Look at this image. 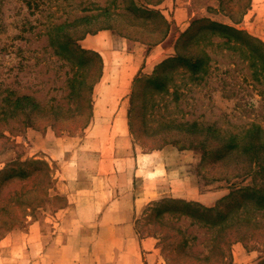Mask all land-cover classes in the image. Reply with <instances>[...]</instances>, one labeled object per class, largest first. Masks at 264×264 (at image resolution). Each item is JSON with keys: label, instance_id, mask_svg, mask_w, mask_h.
Instances as JSON below:
<instances>
[{"label": "rangeland", "instance_id": "rangeland-1", "mask_svg": "<svg viewBox=\"0 0 264 264\" xmlns=\"http://www.w3.org/2000/svg\"><path fill=\"white\" fill-rule=\"evenodd\" d=\"M191 1L195 5V11H198L201 5L209 4L212 9L207 17L245 29L264 40V33H259L256 29L260 20H257L258 13L253 12V0L238 23H235L225 10L229 4L233 5L235 0H224V5L219 0ZM89 3L90 0H0V101L7 94L6 89H14L19 93H35L39 99L46 98V100L56 93L60 95L61 91L54 89L46 95L50 85L59 87V84L42 83L47 77L53 78L59 64L58 57L52 53V48L46 47L48 37L45 29L48 30L49 26L56 22L72 20L82 12V7ZM174 14L175 10L172 16ZM186 15L184 13V17ZM204 15L205 12L200 9L193 19H184L182 25H187L190 20L191 26L193 21L203 18ZM175 23L176 20L173 19L171 21V24H174L172 50H168L167 53L163 50L161 57L170 52L172 57L177 55L176 46L182 36L180 27L183 26ZM211 38L204 32L201 37L196 36L194 39L189 36L185 40L186 46L182 48L184 55L189 58L199 53L203 54L202 51L211 54L210 65L199 73L192 71V63L185 58V60H174L168 68L161 69L158 74H155L154 70L151 74L142 72L136 77L130 107L132 135L136 146L141 150L162 147L166 144H172L178 149L195 150L196 155L201 159L199 176L208 184L219 183L218 185L226 192L225 196L231 194L218 203L222 205L221 210L224 209V213L232 210L231 215H238L241 212L246 217L264 215V199L261 196V199L257 197L261 201L258 202L248 196L246 190L250 187L264 189V71L258 70L259 76L254 74L250 63L255 59L249 56V51L244 54L241 52L242 49H230L228 45L218 44L217 38L213 39L215 43H210ZM79 43L82 44V41L80 40ZM248 47L251 48L250 45ZM139 53L144 54V48L139 50ZM226 68H230L228 70L231 71L223 73ZM194 120L202 122L203 128L212 125L218 130L209 134L204 130L198 131L195 135L189 134L190 123ZM168 121H172L173 126L166 128L165 122ZM29 127L15 133L8 132L10 137L8 140L0 137V155L9 148H14L18 153L17 157L0 166V173L2 172L0 218L5 215L2 207L21 186L29 192L24 195L26 199H33V195H37L41 205L27 209L26 216L17 221L19 227L9 231L0 239V264H55V262L64 264L69 262L70 258H74L76 253L52 248L54 239L51 236H47L49 238L43 242L39 241L42 240L39 233H35L32 238L27 236L31 221L45 214L42 208L49 198L45 196L48 191L50 192L48 165L52 167L54 177L57 172L56 163L45 155L28 154L29 144L24 141L23 135ZM45 131L56 133L53 130ZM258 134H260L259 140ZM231 135L235 138L234 144L224 145L225 137ZM193 136L201 140L198 141L200 144H190ZM166 139H169V142H165ZM191 155L190 153L189 156ZM34 160L36 163L33 162ZM247 169L250 171L247 174L224 178L227 173ZM253 188H250L254 191L252 194L258 196V191ZM244 200L248 203V207H241L238 211L236 208ZM52 201L59 205L63 204V199L59 196L54 197ZM156 201L147 206L138 221V226L143 234L151 233L157 237L161 254L169 264L167 255L178 260L177 252L183 248L182 233H178L176 228H185L192 219L196 220L187 213L197 216L206 206L191 200L189 207H183L187 212L185 214L178 211L160 213L163 205L156 204ZM168 204L175 210L185 205L180 201H171ZM15 214L10 213V215ZM220 215L219 213L218 218ZM199 221H195L194 225L189 227V230L199 235L195 245L209 234ZM45 230L48 235L53 234L49 231V225L45 226ZM16 234L18 236H15ZM259 237L261 238L257 241L250 238L246 244L235 243L231 264H264V237L261 234ZM86 238H91L92 244L98 243L94 237ZM62 239L63 234L59 235V247H62ZM71 240L77 245L79 239L72 237Z\"/></svg>", "mask_w": 264, "mask_h": 264}, {"label": "crops", "instance_id": "crops-1", "mask_svg": "<svg viewBox=\"0 0 264 264\" xmlns=\"http://www.w3.org/2000/svg\"><path fill=\"white\" fill-rule=\"evenodd\" d=\"M253 1V12L260 20L256 29L264 33V0ZM194 6L191 0H164L158 8L170 23L175 19L180 26L200 9L205 17L212 9L203 4L195 11ZM190 20L180 27L181 33L189 28ZM173 29L171 24L166 38L154 45L113 29L86 35L81 45L99 52L104 65L94 87L91 122L72 134L29 127L23 135L29 144L28 154L45 155L57 165L55 184L42 208L47 215L31 221L27 236L39 233L42 242L51 236L52 248L76 253L64 264H167L157 237L139 229L138 221L147 206L165 198L213 206L226 195L219 183L208 184L199 176L201 159L195 150L172 144L141 150L132 135L134 81L142 72L153 73L158 64L172 57L171 52L161 56L163 50H172ZM142 48L144 54L139 53ZM17 156V150L9 148L0 155V166ZM56 196L62 197V205L52 201ZM46 225L52 235L47 234ZM61 234L63 244L59 247ZM72 237H78L77 245ZM86 237H94L99 244Z\"/></svg>", "mask_w": 264, "mask_h": 264}, {"label": "trees", "instance_id": "trees-1", "mask_svg": "<svg viewBox=\"0 0 264 264\" xmlns=\"http://www.w3.org/2000/svg\"><path fill=\"white\" fill-rule=\"evenodd\" d=\"M163 1L90 0L88 5L82 7V12L72 20L56 22L50 25L48 30L45 29L48 37L46 47L50 46L52 48V53L58 57L59 64L53 78L47 77L42 80V83L52 84L53 82V84H59V87L50 85L46 95H49L53 89L61 91V93L60 95L56 93V95H52L46 100V98L39 99L35 93H19L14 89H6L8 92L0 101V137L8 140L10 138L8 132L15 133L29 126L44 131L53 130L56 133H72L84 129L91 122L93 116L94 87L102 77L104 65L99 52L84 48L79 41L86 35L96 33L99 30L113 29L123 36L141 40L149 45L157 44L166 38L171 27L168 18L158 8V5ZM219 1L224 5V0ZM233 3V5L229 4L225 10H227L229 17L235 23H238L250 7L251 0H235ZM203 32L205 35L212 37L210 43H215L213 39L217 38L219 40L218 44L228 45L230 49H242L241 52L244 54L249 51V56L255 59L250 63V67L254 69V74L259 76L258 70L264 71V40L262 38L245 29H239L235 25L221 23L206 16L193 21L192 25L182 33L176 46L177 55L158 64L155 74H158L161 69L168 68L174 60H185V58L192 63L194 73H199L209 66V60L212 57L209 52L202 51L203 54L199 53L189 58L182 51V48L184 49L186 46L187 42L185 40L187 37L190 36L192 39L196 36L201 37ZM249 45L251 48L248 47ZM242 67H244V64ZM226 69L223 73L231 71L228 70L230 68ZM190 124L189 134L193 135L200 130H204L208 134L211 131L216 132L218 130L212 125L203 128V123L198 120H194ZM165 125L168 128L170 125L173 126V123L168 121L165 122ZM258 129L260 128L258 127ZM257 139H260V134H258ZM168 140L166 139L165 142H169ZM198 141L201 142L196 136H193L190 139V144L198 145L200 144ZM234 142L235 138L231 135L225 137L223 144L229 145L234 144ZM260 148H262V145ZM33 162L36 163V160ZM47 171L48 190H50L55 184V177L51 166L48 165ZM248 172H250L249 169L235 171L225 174L224 178H233ZM0 175H2V172ZM250 188H246L248 196L261 202L258 199H264V189L253 188L259 193L258 196H254L252 194L254 191ZM25 193L29 192L24 190V186L16 189L10 200L2 207L5 215L3 214V218H0V225H2L0 239L9 231L19 227L17 221L26 216L25 211L27 209L41 205L37 195H33V199H26L24 197ZM49 193L48 191L46 198L49 197ZM230 195L221 199L228 198ZM221 199L213 206H206L201 202L192 201L206 206L203 207L204 211L198 213L197 216L187 213L183 208L185 206L189 207L191 200L165 198L156 201V204L163 205L160 213L178 211L181 214L187 213V215L196 218V220L192 219L185 228H176L178 233H182L181 246L183 248L177 252L178 260H174L170 255H167L169 264H231L235 243L244 242L246 244L250 238L257 241L261 238L259 237L260 234L264 237V215L246 217L242 212L238 215H231L232 210L229 213H224V209L221 210L222 205L218 204ZM171 201H180L185 205L175 210L170 208V204H168ZM241 207H248L246 200L241 202L236 209L239 211ZM12 212L16 214L10 215ZM219 213L221 214L220 218H218ZM195 221L202 222L201 226L209 232L207 237L197 244L199 247L195 245V241L199 238L198 233L189 230V227L194 225Z\"/></svg>", "mask_w": 264, "mask_h": 264}]
</instances>
